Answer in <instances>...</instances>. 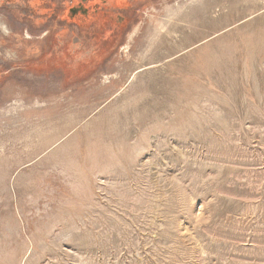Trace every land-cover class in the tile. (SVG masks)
<instances>
[{
	"label": "rangeland",
	"instance_id": "374dc122",
	"mask_svg": "<svg viewBox=\"0 0 264 264\" xmlns=\"http://www.w3.org/2000/svg\"><path fill=\"white\" fill-rule=\"evenodd\" d=\"M119 2L0 0V264H264V0Z\"/></svg>",
	"mask_w": 264,
	"mask_h": 264
},
{
	"label": "flooded vegetation",
	"instance_id": "af4514ba",
	"mask_svg": "<svg viewBox=\"0 0 264 264\" xmlns=\"http://www.w3.org/2000/svg\"><path fill=\"white\" fill-rule=\"evenodd\" d=\"M83 1H85V2H88L90 5L88 6V7H90V8H93V16L94 17H98V15H100L101 13L102 14H107L104 10L106 9L105 7H107V5H106V3H107V1L108 0H99V2H96V1H92V0H83ZM113 1V0H112ZM114 1H117L118 3H121V2H119L120 0H114ZM122 1V0H121ZM108 3H110V2H108ZM111 3H113V2H111ZM84 3H82L81 5H83ZM85 7V6H84ZM84 7H82V6H80V7H74V9L75 10H79L80 8L83 10L84 9ZM94 7H95V9H94ZM86 8V7H85ZM104 11V12H103ZM87 12L89 13L90 11L89 10H87ZM78 13V12H77ZM76 13V14H77ZM82 13H84V11H82ZM86 13V12H85ZM91 19L92 18V15H88L87 17H86V21L88 20V19Z\"/></svg>",
	"mask_w": 264,
	"mask_h": 264
},
{
	"label": "bare ground",
	"instance_id": "6f19581e",
	"mask_svg": "<svg viewBox=\"0 0 264 264\" xmlns=\"http://www.w3.org/2000/svg\"><path fill=\"white\" fill-rule=\"evenodd\" d=\"M0 28L3 29V31H5L8 37H10L11 35L10 29L8 28L7 24L3 20H0Z\"/></svg>",
	"mask_w": 264,
	"mask_h": 264
}]
</instances>
